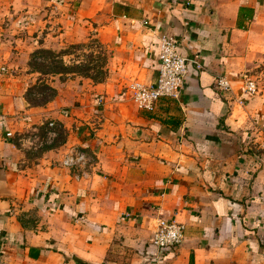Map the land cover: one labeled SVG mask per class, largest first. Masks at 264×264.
Instances as JSON below:
<instances>
[{
    "label": "crops",
    "instance_id": "1",
    "mask_svg": "<svg viewBox=\"0 0 264 264\" xmlns=\"http://www.w3.org/2000/svg\"><path fill=\"white\" fill-rule=\"evenodd\" d=\"M162 35L201 66L141 110L129 86L157 81ZM91 41L107 79L33 103L14 52ZM160 219L186 225L165 252ZM0 230V264H264V0H0Z\"/></svg>",
    "mask_w": 264,
    "mask_h": 264
},
{
    "label": "built area",
    "instance_id": "2",
    "mask_svg": "<svg viewBox=\"0 0 264 264\" xmlns=\"http://www.w3.org/2000/svg\"><path fill=\"white\" fill-rule=\"evenodd\" d=\"M158 59V78L155 83L134 81L129 86V97L141 110L153 111L161 97H178L184 88L191 64L201 66L198 60L182 56L178 51V41L175 37L169 35L161 36V50ZM215 83L217 89L221 91H232L231 82L225 76L216 78ZM244 88L251 94H255L258 90L256 81L248 77H246ZM103 101L104 98L100 97L99 102L102 103ZM48 125L53 130L56 128V122L54 121ZM53 130H49L48 134H52ZM7 135L11 136L12 133ZM85 158V153L79 152L75 158L65 160V164L74 166L79 162H83ZM185 231L186 225L182 222L160 219L157 228L152 233L151 242L161 252H165L176 248L182 243Z\"/></svg>",
    "mask_w": 264,
    "mask_h": 264
},
{
    "label": "rangeland",
    "instance_id": "3",
    "mask_svg": "<svg viewBox=\"0 0 264 264\" xmlns=\"http://www.w3.org/2000/svg\"><path fill=\"white\" fill-rule=\"evenodd\" d=\"M14 55L16 61L30 62L31 68L39 71L36 83L27 91L33 103L51 99L57 94L56 86L67 81L90 78L99 82L105 81L109 74V48L99 42L69 46L60 51L32 52L30 59L26 55L23 59L16 52Z\"/></svg>",
    "mask_w": 264,
    "mask_h": 264
},
{
    "label": "trees",
    "instance_id": "4",
    "mask_svg": "<svg viewBox=\"0 0 264 264\" xmlns=\"http://www.w3.org/2000/svg\"><path fill=\"white\" fill-rule=\"evenodd\" d=\"M45 51L50 52L51 50H45ZM103 81H104V80H103ZM99 82H102V81H99Z\"/></svg>",
    "mask_w": 264,
    "mask_h": 264
}]
</instances>
